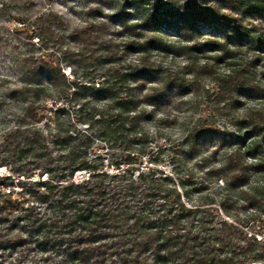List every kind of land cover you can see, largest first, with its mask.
<instances>
[{"label": "trees", "instance_id": "trees-1", "mask_svg": "<svg viewBox=\"0 0 264 264\" xmlns=\"http://www.w3.org/2000/svg\"><path fill=\"white\" fill-rule=\"evenodd\" d=\"M90 13L67 35L54 11L18 17L41 52L16 63L24 105L10 108L0 94V117L9 119L0 139V167L9 169L0 175V264L262 263L264 239L248 229L264 215V181L255 179L264 174V108L232 115V129L193 126L182 143L186 155H219L208 182H223L222 211L231 216L239 204L258 219L216 220L205 180L142 158L157 132L148 125L182 94H198L204 72L216 78L209 95L223 114L242 98L264 101L256 81L259 66L264 75V0H99ZM65 39L74 46L64 48ZM178 56L181 70L163 66ZM220 61L229 73L217 75ZM96 141L109 157L91 155Z\"/></svg>", "mask_w": 264, "mask_h": 264}, {"label": "rangeland", "instance_id": "rangeland-1", "mask_svg": "<svg viewBox=\"0 0 264 264\" xmlns=\"http://www.w3.org/2000/svg\"><path fill=\"white\" fill-rule=\"evenodd\" d=\"M99 0H0V94L7 97L10 108L19 109L24 104L21 101L19 92L23 87V80L19 65H17V60L19 61L27 54L35 53L38 55L41 50L38 46V39L33 38L29 40L26 35V27L21 24L18 17L24 15L30 19L34 18L44 11H54L61 14L66 20L65 35H67L72 29L80 28L85 25L86 20H92V14H86L89 7L95 6ZM31 33V32H30ZM66 37V36H65ZM65 47H73L74 43L69 40H64ZM73 50V48H72ZM213 52L208 51L207 55H211ZM163 66H172L174 69L181 70L183 65H185L186 60L183 56H178L174 59L165 57L162 58ZM71 61L74 58L71 57ZM213 63V60H209ZM227 61L217 62L214 66V70L217 75H223L229 73ZM262 67L257 68L256 81L261 86L264 87V75L260 74ZM62 70L65 72L66 76L71 80L74 77V72L72 66L63 64ZM81 71H79L80 73ZM82 77V75L80 76ZM100 75L96 76V81H99ZM210 93H207V91ZM217 90L216 78L213 74L203 73L200 77V91L198 94L190 92L189 94L184 93L180 96V99L170 107V110L159 117H166L163 121L158 124L148 125L150 131H157L154 134L153 142H151L150 149L151 155H147L143 160V166L151 165L150 159H158L161 162L157 165L161 171L165 173L172 174L173 171H191L193 173V178L195 182L206 181V187L204 190V195L208 199H215L212 203V212L216 216V220L223 217L230 222L235 220L236 217L241 219L243 222L247 218L256 217L254 214L258 212L252 209H246L244 207H239L236 204L231 210L232 215H226L220 208L218 201L222 195V180L218 182L215 179L210 180V174L215 171L217 167V161L220 159L219 155L214 156L207 150H203L200 154L186 155L184 152L185 146L182 145L184 142L187 131L193 126L199 125L201 123H215L221 125L222 127H228L232 129L230 124V119L232 115H241L246 112L247 108H264V101L251 97L250 99L242 98V103H240L237 109H229L227 114L219 112L217 101L214 95H209ZM52 94L46 98V104L48 108L53 107L56 94L49 91L46 92ZM257 97H259L257 95ZM66 101L57 100V105L62 104ZM255 108V109H253ZM78 108L75 106L71 110V114L75 115L78 113ZM249 110V109H248ZM46 117H49L50 112H45ZM9 123L8 118L0 117V139L3 133V127ZM82 126V124H79ZM85 127V126H82ZM111 153L107 146H104L101 142L96 141L91 148V155H104ZM110 154L108 155V157ZM107 163V158H106ZM155 166V165H154ZM109 171H114L110 168ZM9 173V169L5 166L0 167V175ZM84 172H78L76 174V179H80L84 176ZM182 175H184L182 173ZM45 176H43L44 178ZM38 176L35 175L32 179H37ZM256 180L264 181V174L255 177ZM190 183V182H188ZM210 195V196H207ZM193 199L197 202V194L193 195ZM250 222L248 230L252 233H256L258 239H264V215H262L259 220H256L255 224ZM35 255V254H33ZM35 259H39V255L34 256ZM257 264V263H253ZM259 264H264V261Z\"/></svg>", "mask_w": 264, "mask_h": 264}, {"label": "bare ground", "instance_id": "bare-ground-1", "mask_svg": "<svg viewBox=\"0 0 264 264\" xmlns=\"http://www.w3.org/2000/svg\"><path fill=\"white\" fill-rule=\"evenodd\" d=\"M257 264H259V263H257Z\"/></svg>", "mask_w": 264, "mask_h": 264}]
</instances>
